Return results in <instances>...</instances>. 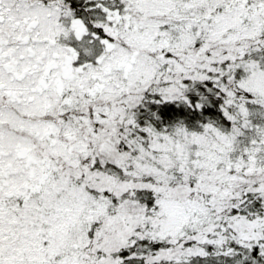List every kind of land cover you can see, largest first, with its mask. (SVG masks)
<instances>
[{
  "label": "snow or ice",
  "instance_id": "6c2138e0",
  "mask_svg": "<svg viewBox=\"0 0 264 264\" xmlns=\"http://www.w3.org/2000/svg\"><path fill=\"white\" fill-rule=\"evenodd\" d=\"M0 264H264V0H0Z\"/></svg>",
  "mask_w": 264,
  "mask_h": 264
}]
</instances>
